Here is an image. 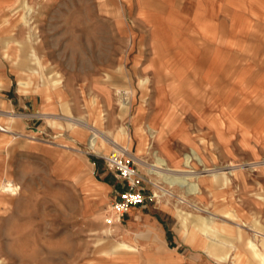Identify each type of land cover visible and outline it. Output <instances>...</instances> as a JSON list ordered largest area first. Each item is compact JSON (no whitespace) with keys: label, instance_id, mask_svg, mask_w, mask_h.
I'll return each mask as SVG.
<instances>
[{"label":"rangeland","instance_id":"374dc122","mask_svg":"<svg viewBox=\"0 0 264 264\" xmlns=\"http://www.w3.org/2000/svg\"><path fill=\"white\" fill-rule=\"evenodd\" d=\"M151 1L144 4L153 5ZM133 11L121 0H7L4 5L0 1V70L11 81L9 91L0 81V121L12 130H0V185L10 180L16 187L0 192V264H97L94 260L116 248L119 242L112 227L120 220L110 212L111 194L98 207L83 186L99 178L94 163L98 173L108 171L118 182L116 191L125 186L118 170L105 160L112 146L99 152L88 148L94 135L90 126L118 139L123 147L119 131L129 136L121 158H130L143 177L146 198L140 206L149 202L169 210L172 217L167 221L175 234L202 230L210 244L214 229L204 230L199 217L215 218L230 231L217 236L238 248L231 247L228 259L216 260L217 264H235L231 257L237 251L245 253L250 264H264L254 256V249L264 255V235L259 233L264 234V140L246 135L248 121L237 122L240 135L225 137L222 153L209 135L214 151L207 154V162L204 166L191 162L202 173L195 177L198 193L187 195L183 188L168 186L147 172L155 154L165 158L155 144L169 128L164 126L161 137L155 133L154 139L150 127L157 122L150 121L147 128L140 119L152 107L153 81H168L169 74L151 43L140 42L136 52L135 38H127V27L135 29ZM186 75L187 81L194 80L193 73ZM20 81L27 85L22 88ZM166 84L175 95V120L170 124L184 123L194 132L188 142L184 136L171 140L179 162L167 161L171 167L186 168L184 154L200 149V126L189 115V99L199 100V90L189 82L179 87ZM30 98L34 109L29 107ZM121 101L130 108L122 109ZM69 117L84 130L73 129ZM139 126L150 132H139ZM224 127L227 130V124ZM3 137L9 141L3 143ZM141 138L150 147L139 153ZM206 168L216 169L219 178L224 172L227 183L222 187L218 182L212 191ZM217 248L219 254L229 249L222 244Z\"/></svg>","mask_w":264,"mask_h":264},{"label":"crops","instance_id":"0c3cea01","mask_svg":"<svg viewBox=\"0 0 264 264\" xmlns=\"http://www.w3.org/2000/svg\"><path fill=\"white\" fill-rule=\"evenodd\" d=\"M0 1L4 5L7 0ZM121 1L127 10H134L135 29L127 27V38H135V51L138 52L140 42L147 40L161 55V65L169 74L168 81L153 79L152 107L143 111L140 119L146 127L150 121L157 122L151 128L159 135L165 118L175 120V95L167 90L166 83L179 87L189 82L200 95L199 100L189 99L192 104L189 115L200 126L198 147L204 163L207 154L214 151L208 143L209 135L221 146L215 154L222 153L225 137L240 135L236 131L240 129L237 123L240 120L249 122L246 135L254 136L256 141L264 140V0H152L149 4L153 5H145L144 0ZM190 72L194 80L187 81L186 73ZM0 81L9 91L11 81L2 70ZM140 82L146 83L147 78ZM209 89H213L210 94ZM29 100L30 109H34ZM193 133L184 123L173 125L163 140L155 141V149L166 160L179 161L171 140L184 136L188 142ZM94 169L99 178H94L89 193L100 207L107 202L109 194L110 200L119 194L115 190L119 185L108 171L101 169L98 173L95 163ZM169 217H172L169 210L149 202L129 207L112 227L115 242L120 244L115 245L112 253L94 261L97 264H217L216 260H227L231 247H237L217 236L219 231L230 232L218 221L210 226L214 232L210 233L213 238L209 244L202 230L193 234L191 229H185L182 234H175L168 224ZM211 222L208 217H199L204 230ZM217 243L229 249L219 254ZM225 254L227 258L222 260ZM246 258L242 256L241 264H250L251 259L245 261Z\"/></svg>","mask_w":264,"mask_h":264},{"label":"bare ground","instance_id":"6f19581e","mask_svg":"<svg viewBox=\"0 0 264 264\" xmlns=\"http://www.w3.org/2000/svg\"><path fill=\"white\" fill-rule=\"evenodd\" d=\"M30 11L31 10H27ZM25 13V12H24ZM25 17H26V13H25ZM24 18V17H23ZM6 21V20H5ZM24 21V19H23ZM7 22V21H6ZM38 60V59H37ZM36 72V71H35ZM143 80V79H142ZM58 82V81H57ZM20 84L22 86V88L25 87V82L23 81H20ZM53 89V88H52ZM22 90H25V89H22ZM47 98H49V95L47 96ZM92 103L95 104V101H93ZM120 106L122 109H129L130 107H128L127 103L126 102H123L121 101L120 102ZM1 114V113H0ZM3 114V113H2ZM6 114V113H5ZM13 115V114H12ZM102 118V117H101ZM70 122H71V126L73 129L75 130H84V128H82L80 126V124L78 123L77 120H73L72 118H67ZM78 119V118H77ZM80 122V121H79ZM87 124V123H86ZM87 126V125H86ZM164 126H167L169 129L173 128V125L170 124L169 120H167V118H165V120L163 121V127ZM163 127L162 129L160 130V134L158 135V138L161 137V135L163 134ZM89 128L92 132H93V136H91L88 141H87V145H88V148H90L92 151H95V152H99L101 150H105L107 148V146H112V151L110 152V157L111 158H115V157H118V155H121L125 153V151H127V145L128 142H129V136L123 132V131H119V134L117 135V137H119V140H121V142L125 145L124 147L119 145L118 144V139L116 140H112L111 138H107L106 136L102 135L101 134V131H99L98 129L96 130L95 128L93 129V127L91 128L90 127H87ZM148 128V127H147ZM151 128V127H150ZM139 132L141 133H146V132H150V129L149 130H146L144 129L143 127L139 126L138 128ZM0 130L2 131H8V132H12V130H10L8 127H5L1 124V121H0ZM148 132V133H149ZM14 134V133H12ZM107 134V133H106ZM105 134V135H106ZM111 133L109 132V135ZM152 134L151 136L153 138H155V134L153 133V131L151 130V133ZM221 135V134H220ZM12 136V135H11ZM9 139L7 137H3L2 138V142L5 143V142H8ZM66 145V144H65ZM65 147V146H64ZM150 147V143L147 142L146 140H144V138H141L140 141H139V145H138V152L139 153H142L145 149L147 151V149H149ZM164 147V146H163ZM162 147V148H163ZM131 152V151H129ZM134 153V152H133ZM130 154V153H129ZM132 155V154H131ZM140 157V156H138ZM183 160H184V163L186 164V168H177V167H171L168 165V161L159 156V154H155V160H154V163L153 164H150V165H146L147 166V172L149 174H154L158 177H160V179L166 183L168 186H179L181 188H183L186 192L187 195H193V194H196L199 192L200 190V183L197 179H195V177L199 176L200 174H202L201 172H198L196 171L195 169H193V167L191 166V162H195L197 165H205L204 164V160L203 158L199 155L198 151L194 148H191V151L184 154L183 156ZM140 159H142L140 157ZM179 162V161H177ZM141 164V163H140ZM211 168H206L204 170L208 171L207 173L209 174V177H210V184L211 185H208V188H210L212 191L215 190V187L214 185H216L218 182H221L222 184V187L225 185V183H227L228 181V177L225 175V173L223 171V176H220V178L218 177V172L217 170H210ZM237 169V168H236ZM227 171V170H226ZM225 171V172H226ZM232 174V173H231ZM220 179V181H219ZM94 183L92 182L91 184H86L83 186V191L88 194V192L92 189ZM15 186L14 184L10 181V180H5L2 182V184L0 185V192H4V191H7V190H10V191H13L15 190ZM9 191V192H10ZM237 214V213H236ZM114 215V214H113ZM115 216V215H114ZM110 219V218H109ZM211 220L213 222L209 223V228L210 226H214L215 225V218H211ZM210 222V221H209ZM235 227V226H234ZM212 229V228H211ZM259 233L261 235H264L263 233H261L259 231ZM199 237L201 238V236L199 235ZM202 239L205 241V238L202 236ZM225 241V240H224ZM228 241V240H227ZM120 244V243H119ZM231 244H233L231 242ZM251 242L250 240H248V243L247 245L251 248ZM254 246V245H253ZM235 249H238L237 247H235ZM234 250V249H233ZM258 251H256L254 249V255L257 256L258 258L260 259H263L264 261V257H260L259 256V253H257ZM232 254V253H231ZM243 254V253H242ZM240 252H235V254L233 255V257H231L233 260H234V263L235 264H241V260H242V255ZM227 258V254H225L222 258V260H226ZM228 259V258H227ZM244 261V260H243Z\"/></svg>","mask_w":264,"mask_h":264},{"label":"built area","instance_id":"2783aa9c","mask_svg":"<svg viewBox=\"0 0 264 264\" xmlns=\"http://www.w3.org/2000/svg\"><path fill=\"white\" fill-rule=\"evenodd\" d=\"M121 155L111 158L109 154L105 158L110 167L118 170L121 181L124 182L125 186L110 203V212L116 216L117 221L121 219V216L129 207L143 204L146 198L143 193V177L130 164V158L122 160ZM107 223L110 222L107 221Z\"/></svg>","mask_w":264,"mask_h":264}]
</instances>
